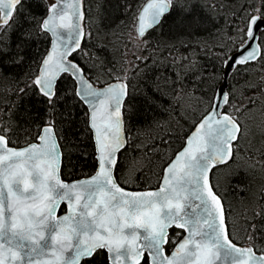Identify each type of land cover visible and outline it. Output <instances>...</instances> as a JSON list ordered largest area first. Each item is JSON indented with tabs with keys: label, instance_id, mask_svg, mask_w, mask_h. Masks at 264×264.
Returning a JSON list of instances; mask_svg holds the SVG:
<instances>
[{
	"label": "snow or ice",
	"instance_id": "snow-or-ice-1",
	"mask_svg": "<svg viewBox=\"0 0 264 264\" xmlns=\"http://www.w3.org/2000/svg\"><path fill=\"white\" fill-rule=\"evenodd\" d=\"M260 3L253 10L258 14L250 11L245 27L237 29L243 46L237 44L234 55H225L224 84L184 137V146L164 169L158 189L130 191L115 168L117 153L129 140L126 125L131 126L139 111L129 103L126 74L97 88L73 55L83 51L82 42L92 36L84 30V0H37L36 6L45 9L39 19L27 0H0V39L27 21L37 33L51 37L50 51L32 85L53 113L41 127L38 142L23 148L12 146L9 129L0 123V264H95L101 254L107 264H264L258 226L252 224L244 237L249 246L236 241L224 197L209 176L219 165L234 162L243 137V102L235 103L231 90L225 91L229 74L256 61L264 67V41H257L255 31L258 21L264 23V0ZM173 15L182 17L181 34L190 40L213 22L196 13L192 0H146L135 16L137 39L147 43L149 31ZM185 47L187 51L174 56L172 63L192 71L187 52L195 48ZM175 50L173 46L168 55ZM15 63L19 60L0 47V70ZM62 76L73 81L72 97L67 99L75 98L90 109L86 114L99 153L95 175L72 183L60 176L56 113L65 99L57 88ZM146 97L145 103L155 104L154 95ZM61 203L68 211L58 218ZM256 217L264 221V209L254 212ZM177 236L182 239L175 240ZM169 245H174L170 253Z\"/></svg>",
	"mask_w": 264,
	"mask_h": 264
},
{
	"label": "trees",
	"instance_id": "trees-1",
	"mask_svg": "<svg viewBox=\"0 0 264 264\" xmlns=\"http://www.w3.org/2000/svg\"><path fill=\"white\" fill-rule=\"evenodd\" d=\"M192 2L201 18L211 17L213 21L200 29L197 37L190 40L182 35V17L173 15L159 29L150 30L147 43H143L137 39L135 16L146 0H84L85 32L91 31L92 36L83 41V51L73 55L95 85H104L126 74L131 94L129 103L139 111L132 118L131 126L126 125L129 140L119 154L115 169L127 189L160 186L164 168L184 146V137L193 130L208 99L222 82L225 55L230 56L236 45L241 44L237 29L245 27L250 11L256 15L253 10L261 7L260 0ZM27 3L39 19L44 7H37V0H27ZM22 23L19 30L10 29L0 39V47L11 54V59L19 60V63L4 64L0 70V123L9 129L13 147L37 141L41 127L53 116L45 98L32 85L49 49L50 36L37 33L32 21ZM260 41H264V30L260 32ZM185 45L195 48L187 52L194 64L192 71L172 63L174 56L187 51ZM173 46L176 50L168 55ZM57 88L65 98L60 101L63 107H58L56 113L63 153L62 177L70 181L90 176L96 170L97 159L88 110L77 99H67L72 97L71 79L62 76ZM229 90L235 103L243 102L240 120L243 125L245 121L250 124L249 133L253 136L248 148L241 149L239 155L235 152L234 162L229 160L213 169L215 175L211 179L224 197L228 223L236 241L249 245L244 237L249 234L250 226L256 224L257 231L261 232L257 244L264 246V221L253 218L254 212L264 209V67L261 62L237 67L229 77ZM146 93L156 97L155 104L145 103ZM60 112L65 115L61 117ZM66 210L63 205L59 213ZM181 238L177 236L175 240ZM173 248L174 245H169L168 252ZM95 264H107L105 255H99Z\"/></svg>",
	"mask_w": 264,
	"mask_h": 264
},
{
	"label": "water",
	"instance_id": "water-1",
	"mask_svg": "<svg viewBox=\"0 0 264 264\" xmlns=\"http://www.w3.org/2000/svg\"><path fill=\"white\" fill-rule=\"evenodd\" d=\"M144 6V5H143ZM83 7H84V5H83ZM85 21V20H84ZM258 24H259V27H258V29H255V31H256V36H257V41L259 42V38H260V32L261 31H263L264 30V23H261V22H259L258 21ZM84 30H85V28H84ZM50 39H51V37H50ZM83 43V42H82ZM82 45V44H81ZM241 46H243L242 44H241ZM49 51H50V46H49V49H48V51H47V53H46V55L44 56V58H46V56H47V54L49 53ZM75 54V53H74ZM235 53L233 52L230 56H232V55H234ZM43 58V59H44ZM41 67H42V65L40 66V69H41ZM39 69V70H40ZM236 68H233V70H232V72L235 70ZM225 67H224V73H225ZM231 72V73H232ZM224 73H223V78H222V82H221V84L219 85V87H218V89L221 87V86H223V84H224ZM231 73L229 74V76H228V79H227V84L229 85V77H230V75H231ZM58 82V81H57ZM109 83H111V82H109ZM108 83H106V84H104V85H95L97 88H101V87H104V86H106ZM225 91L227 92L228 91V88H225ZM217 92H218V90H217ZM85 106H86V108H87V110L88 111H90V109L88 108V106L86 105V104H84ZM91 129V128H90ZM91 131H92V135H93V140H94V145H95V152H96V159H97V157H98V155H99V153H98V151H97V143H96V137H95V134H94V130H92L91 129ZM125 135L127 136V133L125 132ZM35 142H38V141H35ZM60 143V142H59ZM127 145V144H126ZM125 145V146H126ZM26 146V145H25ZM25 146H22V147H16V148H23V147H25ZM125 146L120 150V152L125 148ZM120 152L119 153H117V163H118V158H119V154H120ZM61 153H62V149H61ZM62 160H63V153H62ZM229 162V161H228ZM227 162V163H228ZM117 163H116V166H117ZM168 165V164H167ZM166 165V166H167ZM222 165H224V164H222ZM222 165H219V166H222ZM61 168H62V163H61ZM61 168H60V176H61V179L64 181V182H66V183H72V182H76V181H78V180H84V179H88V178H90L91 176H93V175H95V173H96V171H97V167H96V170H95V172L92 174V175H90V176H87V177H82V178H79V179H75V180H70V181H68V180H64L63 179V177H62V174H61ZM166 168V167H165ZM164 168V169H165ZM116 169V168H115ZM212 171H213V169H212ZM164 172V171H163ZM211 175H212V172H210L209 173V176H210V178H211ZM127 189V188H126ZM156 189H158V187L157 188H153V189H145V190H156ZM127 190H130V191H145V190H131V189H127ZM63 205H65L66 206V209H67V204L66 203H61V205L59 206V210L57 211V217L59 218V217H62L63 215H65V214H67V211H68V209L66 210V212L65 213H63V214H60L59 212H60V208L63 206ZM182 239V238H181ZM172 251V250H171ZM170 251V252H171Z\"/></svg>",
	"mask_w": 264,
	"mask_h": 264
},
{
	"label": "rangeland",
	"instance_id": "rangeland-1",
	"mask_svg": "<svg viewBox=\"0 0 264 264\" xmlns=\"http://www.w3.org/2000/svg\"><path fill=\"white\" fill-rule=\"evenodd\" d=\"M134 39H136L134 37ZM250 124L248 122H244V134H243V137L241 138L240 140V143H239V150L237 151V155H239L240 153H242V150L241 149H245V148H248L249 144H250V141H251V138H252V132L249 133V127ZM248 245V244H246Z\"/></svg>",
	"mask_w": 264,
	"mask_h": 264
}]
</instances>
